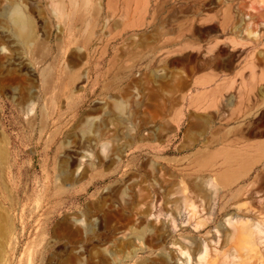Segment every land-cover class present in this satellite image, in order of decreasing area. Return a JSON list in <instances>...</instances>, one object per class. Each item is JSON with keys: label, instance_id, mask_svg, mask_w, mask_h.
<instances>
[{"label": "rangeland", "instance_id": "rangeland-1", "mask_svg": "<svg viewBox=\"0 0 264 264\" xmlns=\"http://www.w3.org/2000/svg\"><path fill=\"white\" fill-rule=\"evenodd\" d=\"M147 13L165 35L219 40L221 70L263 74L209 134L218 148L134 118L137 76L116 46ZM229 166L248 170L227 186L208 172ZM251 224L263 233L238 239ZM205 262L264 264V0H0V264Z\"/></svg>", "mask_w": 264, "mask_h": 264}, {"label": "crops", "instance_id": "crops-1", "mask_svg": "<svg viewBox=\"0 0 264 264\" xmlns=\"http://www.w3.org/2000/svg\"><path fill=\"white\" fill-rule=\"evenodd\" d=\"M154 23L148 13L139 15L133 24L145 30L122 37L116 46L120 48L116 68L130 64L131 74L137 76L133 87L138 92V112L134 118L157 125L159 131H163L162 125H184L181 140H187V149L218 148L219 142L214 144L209 134L215 130L219 134L220 123L230 118L225 109L236 107L245 80L258 92L263 74L246 77L240 70L227 73L219 63L223 46L219 40H202L180 31L165 35L158 27L152 28ZM124 49H131L130 61ZM194 131L200 136L191 137Z\"/></svg>", "mask_w": 264, "mask_h": 264}, {"label": "bare ground", "instance_id": "bare-ground-1", "mask_svg": "<svg viewBox=\"0 0 264 264\" xmlns=\"http://www.w3.org/2000/svg\"><path fill=\"white\" fill-rule=\"evenodd\" d=\"M9 19L11 21V23L16 27L18 32H21L22 34H25L26 32V20L24 18V16L21 14V12L17 9V8H13L12 12L9 13ZM250 38L255 39L256 35L255 34H249L248 35ZM103 146V145H102ZM106 146V145H105ZM103 146V147H105ZM2 149V147H1ZM104 150V149H103ZM102 150V152H103ZM106 151V150H105ZM4 153V152H3ZM2 153V154H3ZM4 155V154H3ZM3 157V156H2ZM243 169L241 168H232L231 166L226 167L225 170L217 172V168L216 169H212L211 171L209 170V173L212 172H216L214 176H217L218 181L217 183H220L222 186H227V185H231L233 184L235 181H237L240 177L245 176V172H247V170L242 171ZM215 179H209L207 180L206 184L207 186L211 187V196L210 199H212L214 197V195L217 193V188H215L217 186L216 183H214ZM198 189V188H197ZM197 194H205L206 192L202 189L199 188ZM219 191V190H218ZM237 198V195L235 194H230L228 201L226 202V206L225 207H221V209H224V211H226L228 209V207L231 205L232 202H234ZM211 203V202H210ZM221 214L216 212L214 218L212 219V222L210 224H207L205 229L208 228L210 225H212L216 219L219 218ZM191 217H188L186 223H190ZM228 224H230V220H227ZM140 224V221L138 222ZM196 229H199L198 226L195 227ZM200 231V230H199ZM263 233L262 228L260 225L258 224H251V225H245L244 227H242L241 231L237 234V238L238 239H243V237H252L253 235H261ZM132 236L141 241L143 239V231H142V227H139L138 229H135ZM255 236V237H256ZM126 245V240L122 241V246L123 248ZM182 254H184L182 252ZM186 254V253H185ZM198 261H205V252L201 255H199ZM204 264H207V262H205Z\"/></svg>", "mask_w": 264, "mask_h": 264}]
</instances>
